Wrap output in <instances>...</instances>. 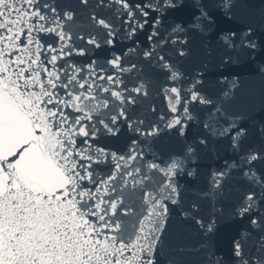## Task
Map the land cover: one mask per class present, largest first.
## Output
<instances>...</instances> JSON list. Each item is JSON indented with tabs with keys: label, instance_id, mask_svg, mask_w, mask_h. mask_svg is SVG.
<instances>
[{
	"label": "snow or ice",
	"instance_id": "snow-or-ice-1",
	"mask_svg": "<svg viewBox=\"0 0 264 264\" xmlns=\"http://www.w3.org/2000/svg\"><path fill=\"white\" fill-rule=\"evenodd\" d=\"M183 4L0 0V264H161L170 247L172 206L182 203L175 179L181 161L146 158L137 139L119 154L99 146L97 137L117 135L120 123L140 136L159 135L161 124L183 136L196 105L215 107L202 91L204 73L183 70L193 55L188 36H181L187 30L176 24L165 36L159 27L164 13ZM211 6L231 19L243 4L212 0ZM113 7L115 19L126 25L125 38L145 26L152 29L149 46L142 53L129 48L104 64L91 57L88 63H77L74 57L87 56L89 46L114 45L120 33L106 15ZM193 7L198 23L215 24L209 3L193 0ZM254 35L249 27L242 37L253 61L252 54L264 48ZM235 37V31L225 33V45L234 47ZM130 54L143 60L131 61ZM256 70L264 76V63ZM153 87L167 104L163 113L150 107L157 120L146 125L136 113ZM230 130L231 147L244 153L241 159L247 166L239 168L241 179L260 187L259 192L246 191L235 206L233 215L246 219L249 227L232 238L230 261L264 264V212L253 211L257 201L264 207V169L257 167L264 166V143L253 147L247 143V128L234 124L218 134ZM230 173L227 166L211 172L196 200L176 213L177 226L193 223L202 238L190 249L176 246L169 264H187L186 254L209 248L217 221L199 216L201 203L225 195ZM208 259L225 264L214 253Z\"/></svg>",
	"mask_w": 264,
	"mask_h": 264
},
{
	"label": "water",
	"instance_id": "water-1",
	"mask_svg": "<svg viewBox=\"0 0 264 264\" xmlns=\"http://www.w3.org/2000/svg\"><path fill=\"white\" fill-rule=\"evenodd\" d=\"M62 2L67 3L69 0H62ZM205 2L210 4V11L216 19L212 27L200 24L194 19L196 10L193 7V0H184L182 7L164 13L159 27L165 36L176 24H180L187 30L186 33H181V36L185 34L188 36L193 55L184 62L183 70L190 74L196 71L204 73L202 91L221 111L216 112L215 107L212 106L196 105L191 110L193 119L187 122L183 136L177 134L175 130L164 128L162 124L159 135L140 136L130 131L127 124L120 123L117 135L100 133L97 137L99 146L119 154L126 153L131 140L137 139L139 148L146 158L155 156L161 161L170 162L172 159L181 161L182 171H179L175 179L182 192V203L172 206L173 226L169 230L168 237L170 247L165 249L166 254L161 255V264H169V258L174 256L176 246L184 245L190 249L199 245L202 237L197 231V226L193 223L177 226L176 213L183 211L196 200L200 190L206 187L211 172L227 166L231 168L232 180L225 185L226 191L222 198H210L201 203L199 216L205 219L214 216L217 221V231L212 236L208 249H202L198 253L189 252L185 255L184 260L187 264H210L208 257L212 253L216 257H223L225 264H231L230 242L238 232L245 231L249 227L246 219L233 215L235 206L246 191H260L259 185L245 183L240 177L239 168L247 166L241 159L244 153L235 152L231 147L230 137L234 135V132L230 130L225 135L218 133L229 129L233 124L237 128L244 126L248 131L247 143L253 147H260L264 143V136L261 135V130L264 128V76L256 70L261 63H264V48H258L252 54L255 57L253 61L242 44L243 34L249 27L254 30L256 42L264 43V0H237V3L243 4V7L234 9L231 19L221 10L211 6L212 0H205ZM115 13L116 7L106 12V15L113 19L120 33L114 45H102L100 49L89 46L91 51L87 56L74 57L77 63H88L91 57V60H95L98 64H104L114 54H122L129 48H135L137 53H142L144 48L149 46L147 35L151 33L150 27L145 26L135 36L125 38L126 25L122 26L120 20L115 19ZM230 31L237 33V37L233 38L234 47L226 46L223 40L224 34ZM128 59L142 61L143 57L130 54ZM222 61L227 63L222 64ZM234 81L235 86H233ZM151 92V97L140 104L136 113L146 119V125L149 122L155 123L157 120L149 108L154 105L159 113H163L167 104L166 100H162L157 95L155 87L151 89ZM225 93L228 95L225 96ZM205 123H208L210 128H205ZM201 140L205 143L201 144ZM189 148L193 149L191 153L188 152ZM257 167L264 169L261 165ZM101 169H104V166H101ZM189 171L194 175L188 176ZM197 202L200 203V201ZM253 211L264 212V207H260L257 201V207ZM249 247L253 245L250 243Z\"/></svg>",
	"mask_w": 264,
	"mask_h": 264
}]
</instances>
